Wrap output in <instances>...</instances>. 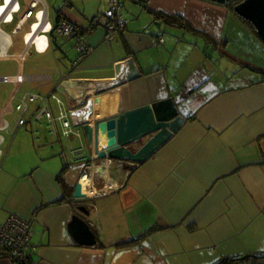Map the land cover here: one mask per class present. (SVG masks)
Returning a JSON list of instances; mask_svg holds the SVG:
<instances>
[{
  "label": "crops",
  "instance_id": "1",
  "mask_svg": "<svg viewBox=\"0 0 264 264\" xmlns=\"http://www.w3.org/2000/svg\"><path fill=\"white\" fill-rule=\"evenodd\" d=\"M29 1L20 0L22 11ZM46 5L52 22L65 18L80 30L108 0ZM120 11L126 26L109 41L95 27L92 49L76 63L74 37L52 32L45 51L30 47L26 65L30 20L17 35L14 22L2 25L0 60L13 70L0 75L25 78L0 82V222L32 218L27 253L40 264H216L264 255V42L225 2L122 0ZM127 58L138 75L113 80L117 70L129 72L119 65ZM28 90L47 96L53 116L99 97L86 113L92 123L170 97L183 120L143 161L97 158L104 132L95 151L78 127L63 135L57 118L31 117L36 103L18 125L14 105ZM76 182L84 197L73 196ZM73 213L90 226L93 245L69 233ZM0 264H12L1 246Z\"/></svg>",
  "mask_w": 264,
  "mask_h": 264
},
{
  "label": "water",
  "instance_id": "2",
  "mask_svg": "<svg viewBox=\"0 0 264 264\" xmlns=\"http://www.w3.org/2000/svg\"><path fill=\"white\" fill-rule=\"evenodd\" d=\"M213 1L224 3L229 0ZM233 8L237 14L251 22L256 34L264 42V0H240L234 4ZM122 63L128 66L129 72L121 76L117 70L113 80L118 81L138 75L139 72L134 68L132 58L125 59L119 65H123ZM103 89L104 87L97 88L95 93L99 94ZM98 98H87L83 105L69 111L72 125L82 131L88 144L95 151L99 144L98 134L105 133L104 145L96 152L97 158L143 161L178 129L183 120L172 98L166 97L135 109L94 118L91 123L86 118V113L88 114L94 108V102ZM146 136L148 138L139 145ZM137 145H139L138 148L133 150ZM73 196L77 198L85 196V193L81 191L80 182H76ZM78 209L88 214L84 206H78ZM67 226L77 243L86 245L95 243L93 231L79 214L73 213Z\"/></svg>",
  "mask_w": 264,
  "mask_h": 264
},
{
  "label": "built area",
  "instance_id": "3",
  "mask_svg": "<svg viewBox=\"0 0 264 264\" xmlns=\"http://www.w3.org/2000/svg\"><path fill=\"white\" fill-rule=\"evenodd\" d=\"M39 2H41V6ZM63 2L67 4L69 0H63ZM121 2L122 0H108V6L102 15L94 16L89 20L85 28L76 30L74 24L65 18H60L55 23L52 22L48 17L46 0H30L23 11L20 8V0H0V33L2 32L3 24L14 22L10 29V34L17 35L23 24L30 20L28 30L22 35L25 42V51L32 47L38 52L47 49L49 33L71 35L74 37V46L77 50L74 62L76 63L92 49L87 36L95 27L102 25L105 31L104 39L109 41L126 26L127 19L120 11ZM35 24L36 26L38 25L37 29L36 26L33 27ZM35 30L36 33L44 35L46 38V42L41 49L37 47L35 40L28 41L26 37L28 33L32 34ZM24 78L21 73L3 74L0 75V82L12 83L14 86H18ZM51 96L59 102V99L54 94L51 93ZM33 103H36V107L30 116L35 120L45 117L49 122L53 123L57 118L61 122L63 135L73 132L75 127L70 119V109L67 111L61 109L57 116H53L47 105V96L31 90L24 91L14 105V109L18 113L16 119L18 125L25 124L27 119L24 118L23 112L27 111ZM31 220L32 218L22 219L10 214L5 221L0 222V246L7 250L12 264H40L31 259L27 253L31 240Z\"/></svg>",
  "mask_w": 264,
  "mask_h": 264
},
{
  "label": "trees",
  "instance_id": "4",
  "mask_svg": "<svg viewBox=\"0 0 264 264\" xmlns=\"http://www.w3.org/2000/svg\"><path fill=\"white\" fill-rule=\"evenodd\" d=\"M238 1L239 0H229L225 3L230 5L231 8H233L234 4ZM251 67L252 69H255V67L253 66ZM216 264H264V255H256V254L248 253L241 257L224 258L216 262Z\"/></svg>",
  "mask_w": 264,
  "mask_h": 264
},
{
  "label": "rangeland",
  "instance_id": "5",
  "mask_svg": "<svg viewBox=\"0 0 264 264\" xmlns=\"http://www.w3.org/2000/svg\"><path fill=\"white\" fill-rule=\"evenodd\" d=\"M47 1H48V3H50V5H52L53 0H47ZM4 28H6V27H4ZM6 30H9V28H6ZM57 35H60V34H57ZM71 49H73V48H71ZM33 54H34L33 49L30 48V50L27 51V54L25 55V59H24V62L26 65L29 64V62L31 60L30 58H32ZM12 70H13V63L11 61L2 60V59L0 60V73H3L4 71H12Z\"/></svg>",
  "mask_w": 264,
  "mask_h": 264
},
{
  "label": "bare ground",
  "instance_id": "6",
  "mask_svg": "<svg viewBox=\"0 0 264 264\" xmlns=\"http://www.w3.org/2000/svg\"><path fill=\"white\" fill-rule=\"evenodd\" d=\"M35 26H36V24L33 25V27H35ZM37 26H36V29H37ZM26 37L28 38V41L35 40L36 43H37V47L40 48V49L46 42L45 36L44 35H39L38 33H36V30L32 34L28 33L26 35ZM82 192H83V187H82ZM87 193L90 194V191H87Z\"/></svg>",
  "mask_w": 264,
  "mask_h": 264
}]
</instances>
